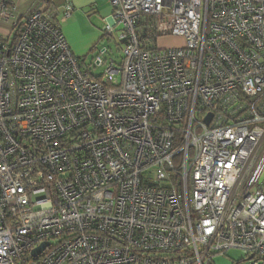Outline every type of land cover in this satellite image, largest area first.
Here are the masks:
<instances>
[{
    "label": "built area",
    "instance_id": "1",
    "mask_svg": "<svg viewBox=\"0 0 264 264\" xmlns=\"http://www.w3.org/2000/svg\"><path fill=\"white\" fill-rule=\"evenodd\" d=\"M28 1L0 2V264H264V0H110L120 60L89 64Z\"/></svg>",
    "mask_w": 264,
    "mask_h": 264
},
{
    "label": "crops",
    "instance_id": "2",
    "mask_svg": "<svg viewBox=\"0 0 264 264\" xmlns=\"http://www.w3.org/2000/svg\"><path fill=\"white\" fill-rule=\"evenodd\" d=\"M21 3L19 11L20 14L24 15L30 10V1L22 0ZM67 5L73 7L74 13L69 20L62 22L63 9ZM49 7L53 9L55 19L61 26L74 55L79 59H85L88 51L102 37V30L96 27L95 21L105 26L104 19L108 17L107 13L111 9L110 0H52ZM44 8L47 7L44 6ZM82 25L93 32L88 42L83 39Z\"/></svg>",
    "mask_w": 264,
    "mask_h": 264
},
{
    "label": "rangeland",
    "instance_id": "3",
    "mask_svg": "<svg viewBox=\"0 0 264 264\" xmlns=\"http://www.w3.org/2000/svg\"><path fill=\"white\" fill-rule=\"evenodd\" d=\"M110 8H111L110 12L108 11V13H107L108 17H106V19H104L105 21H107L112 14L111 5H110ZM63 11H64V9H63ZM73 13H72V15H73ZM95 25H96V27L101 28V30L103 32L105 29V26H106V22H105V26H104V25L100 24V22L95 21ZM82 32H83V35H82L83 39H85L86 42H88V40L91 38L93 32L91 31V29L85 27L84 25H82ZM115 39H118V35L116 33L113 35V37H110V36L103 37V33H102L101 39L97 42V44L93 45V47L91 48L90 51H88V54L85 58L86 63L89 64L92 61V59L94 58V56L96 55L98 49H102V48H108V50L110 51V58H112L113 60H120V51H119V47H118L119 43H118V41L116 42ZM183 44H184V42L181 39H177V38H167V39H163L160 41V46L163 48H166V49L179 47ZM262 180H264V173L262 176ZM243 259H244L243 255L240 251L232 250L226 256L216 257L214 260V264H238V263L248 264L247 262L243 261Z\"/></svg>",
    "mask_w": 264,
    "mask_h": 264
},
{
    "label": "water",
    "instance_id": "4",
    "mask_svg": "<svg viewBox=\"0 0 264 264\" xmlns=\"http://www.w3.org/2000/svg\"><path fill=\"white\" fill-rule=\"evenodd\" d=\"M207 123H210V119L207 121ZM47 246V244H44L43 246H41L39 249H37L35 252H34V256L37 257L39 256L43 250L45 249V247Z\"/></svg>",
    "mask_w": 264,
    "mask_h": 264
},
{
    "label": "trees",
    "instance_id": "5",
    "mask_svg": "<svg viewBox=\"0 0 264 264\" xmlns=\"http://www.w3.org/2000/svg\"><path fill=\"white\" fill-rule=\"evenodd\" d=\"M0 2H1V0H0ZM41 3L43 5V7L44 6L49 7L52 3V0H41ZM18 33H19V31H17L16 35L14 36V39L16 38V36H18Z\"/></svg>",
    "mask_w": 264,
    "mask_h": 264
}]
</instances>
